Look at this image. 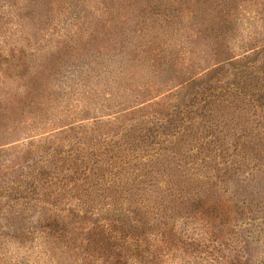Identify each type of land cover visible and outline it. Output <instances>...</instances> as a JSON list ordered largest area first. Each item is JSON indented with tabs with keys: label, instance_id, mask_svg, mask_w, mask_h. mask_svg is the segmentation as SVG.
I'll return each instance as SVG.
<instances>
[{
	"label": "trees",
	"instance_id": "obj_1",
	"mask_svg": "<svg viewBox=\"0 0 264 264\" xmlns=\"http://www.w3.org/2000/svg\"><path fill=\"white\" fill-rule=\"evenodd\" d=\"M100 3L105 10L96 12ZM236 11L225 0H0V132L60 103L67 79L87 94L93 73L108 85L113 59L122 66L126 57L134 84L143 67L141 46L133 45L140 27L149 28L143 36L188 29L195 43L215 40L213 55L232 63L224 77L222 69H183L166 45L150 75L159 91L187 88L185 99L171 106L170 95L126 98L118 105L129 122L99 125L94 139L76 117L60 122L68 145L41 146V164L0 183V241H19L15 254L0 243V264H32L21 253L31 254L25 245L35 241L37 264H247L237 229L242 210L223 183L249 164L264 171V32L242 38L251 48L229 60ZM259 12L263 22L264 4ZM28 209L41 213L21 227ZM184 217L203 231H178Z\"/></svg>",
	"mask_w": 264,
	"mask_h": 264
},
{
	"label": "rangeland",
	"instance_id": "obj_2",
	"mask_svg": "<svg viewBox=\"0 0 264 264\" xmlns=\"http://www.w3.org/2000/svg\"><path fill=\"white\" fill-rule=\"evenodd\" d=\"M225 1L230 6L233 4L237 6L232 41L226 48L230 52L228 56L229 60H233V58L243 56L245 48H247L246 50L251 48V44H248V46L243 45L242 38L244 40L252 38L255 30L264 32V21L262 22V15L259 12L261 6L264 4V0H246L245 2L242 0ZM102 10H105L104 4L100 3L96 7V12H102ZM164 25L166 23L162 26ZM140 28L143 30L139 33L142 37L133 41V45L141 46L137 48V61L143 64V67L141 73H138L134 84L130 86L129 83V74L131 72L128 73L130 67L126 61V57H123L124 64L122 63V66H119L120 59H113L111 62L112 66L109 68L111 69V76L107 82L108 85L104 82L97 83V73H93L88 76L89 83L93 87L90 89L93 90L91 94H87L84 92L86 87L83 86L70 89L68 84L71 79H67L62 83V87L60 88L62 90L61 93H64L63 98L60 95V103L51 101L53 103L46 108L48 109L47 113H42V117H34L25 113L15 132L8 126L7 130L4 129L5 131L0 132V183L10 182L11 178L13 180L20 179L32 165L41 164L40 158H36L42 157L41 152L37 151L41 149V146L51 142H58L56 144L62 148L66 147L68 140H70V135L66 134L69 131L63 134L64 130H61L63 128H59L61 126L60 122H63V120L69 121L71 118L76 117L75 119L78 121L76 123L78 125L81 124L82 129L89 132L86 134L89 138L94 139L98 136L96 134L99 132L97 130V126L99 125L104 129V123L107 122L111 124L110 126L129 122L125 120L128 119L127 114L119 113L122 105L118 104H120L119 102L125 104L126 98L131 100V97H133L136 100L138 99V102L146 101L147 103L150 99L151 101L156 100L157 98L155 97L170 95L171 101L168 105L171 106L185 99L187 88H179L180 86L175 83L173 87L159 91L161 90L159 89L161 86L158 84L156 78L150 75V72L156 65V61L158 62L162 54L168 52L167 47L170 49L174 64L177 66L181 65L183 69L190 68L200 73L204 70L222 69V77L225 76L224 70L232 71V63H227V59L220 62L216 58V55H213L214 52L211 50V47L215 40H209L208 38L205 43H195L198 36L193 31H188V29L183 30L178 28V26H175L173 30L167 27L164 29V33L162 30L156 29L155 33H148L144 36L143 34L149 28ZM251 40L252 44H256L255 40ZM262 43L264 44V40ZM113 68H115L114 71H112ZM79 72L77 71L74 77ZM126 73H128V76ZM92 82H95V84L93 85ZM125 85H129L130 89L125 88ZM19 89L22 90L21 88ZM2 111L8 112L5 108ZM153 115L152 113L149 115L151 116V121H153ZM247 116L249 121L253 120L252 114ZM55 122H58L57 124L60 125L53 127L52 125ZM157 123H159V119ZM191 148L192 146L186 145L184 149L189 153L191 152ZM29 149H31L32 154L26 155V151ZM217 161L219 162V158ZM248 162L251 163L250 160ZM246 168V170L230 176L223 183V186L226 188L227 196L242 210L243 217L242 219L238 218L237 222L240 221V224L237 229L239 245L243 248L246 263L264 264V171L257 170L251 164L246 166ZM40 213L28 209L26 213H23L21 218V227L26 226L33 218H37ZM189 216L190 211L187 213V217ZM175 225L178 231L186 234H196L200 230L203 231L200 223L193 218L184 217L178 220ZM3 232L5 230L0 229V233ZM1 240V245L8 249L9 253L15 254L17 252L19 248L18 240H15L10 235L2 237ZM37 243L35 241L30 245H25V248L33 246L29 250V252L32 251L31 254L21 253L26 262L37 264L40 258L43 260V257L40 256L41 248H37L34 245Z\"/></svg>",
	"mask_w": 264,
	"mask_h": 264
}]
</instances>
